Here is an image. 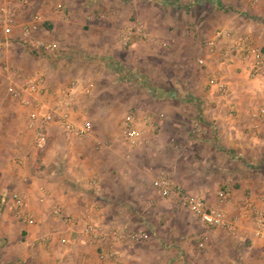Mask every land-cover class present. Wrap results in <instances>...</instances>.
<instances>
[{"label": "crops", "instance_id": "crops-1", "mask_svg": "<svg viewBox=\"0 0 264 264\" xmlns=\"http://www.w3.org/2000/svg\"><path fill=\"white\" fill-rule=\"evenodd\" d=\"M9 2L16 4L18 14L15 11L11 28L0 27V76L43 75L46 93L40 100L50 108L74 86L71 121L94 128L90 139L79 140L55 122L48 128L47 149L38 152L29 128V114L34 108H24L7 95L0 99V196L8 198V189L23 192L27 211L35 218L33 224H25L9 208L4 212L0 209V264H264V252L251 224L243 222L235 237L223 230L204 232L191 215L162 199L153 186H145L150 166L144 160L158 156L170 179L189 195L203 198L208 207L218 206L214 193L220 187L234 184L240 185L239 193L250 190L261 207L264 188L254 187V177L240 167L247 165L240 157L247 154L250 162L264 165V156L252 154L254 149H264V122L252 115L264 106V74L251 79L247 63L238 58L228 60L227 44L218 43L209 51L199 49L197 42L200 37L211 39L216 31L229 29L264 49V24L249 19H264V0L260 8L245 4L241 14L221 10L213 0H64L59 5L64 7L61 12L56 10L55 0ZM224 2L228 10L231 4ZM88 8L107 13L115 26L137 18L147 23L152 36L176 39L181 70L190 62L185 47L191 45L198 59L205 62L204 74L227 83L232 98L223 99L210 82L201 85L193 77L190 83L151 82L162 98L158 105L152 103L150 90L138 94L131 89L136 86L132 80L108 76L105 64H123V53L108 44L113 35L104 22L98 24L100 33L85 40L74 33L73 23L89 18ZM39 18L46 20L48 30L42 24L32 29ZM97 21L87 24L97 27ZM26 26L31 28L30 40L42 35L53 41L57 46L54 58L28 56V39L22 35ZM85 60L97 63L92 66ZM90 86L87 95L85 90ZM136 102L145 104L144 114L163 112L166 116L157 136L147 138L150 146L143 147L140 157L126 158L121 157L122 148H128L125 145H98L100 135L113 133L112 119H108L120 116ZM190 106H194L193 114L187 112ZM194 113L204 120L201 123L214 126H204L205 136L192 141L187 139L186 123ZM251 133L260 135L261 140L250 141ZM230 151L239 157L233 159ZM235 191V187L226 191L230 200ZM54 207L62 209L61 218L52 216ZM222 208L228 216L236 214L227 202ZM88 219L107 229L128 227L145 232L149 240L138 246L118 244L114 247L116 258L101 260L98 247L81 235ZM185 233L190 238H183ZM201 233L206 238L204 251H199L192 239Z\"/></svg>", "mask_w": 264, "mask_h": 264}, {"label": "built area", "instance_id": "built-area-1", "mask_svg": "<svg viewBox=\"0 0 264 264\" xmlns=\"http://www.w3.org/2000/svg\"><path fill=\"white\" fill-rule=\"evenodd\" d=\"M6 1L0 0V24L2 27L11 28L15 12L8 8ZM30 33L31 28L26 26L22 35L28 39L27 41L33 51L46 54L57 52V46L54 43L30 40ZM139 40L155 41L154 37L146 31L145 26L137 22L125 26L118 36V44L125 50L130 49ZM218 43L227 44L228 60L238 58L248 64V74L251 79H258L264 74V49L253 45L246 35L237 34L229 29H220L204 45L207 50L213 51ZM199 64L205 65V62L199 60ZM210 84L215 86L218 95L223 99L229 101L232 98L233 92L223 80L213 78ZM74 89V86L67 89L60 96L57 106L50 108L40 100V97L46 93L43 75L32 78L23 85H10L8 87L7 94L22 107L34 108L33 112L29 114V128L34 132L33 144L36 151L44 152L47 149L49 143L48 128L55 122H59L67 133L79 140H87L92 136V129L89 124L76 125L71 121ZM91 89L92 86L87 88L85 94H90ZM230 108L232 110L234 106L230 104ZM252 115L254 119L264 122V106L259 107ZM164 119L163 114L151 116L132 108L122 122V138L134 148L148 144L149 139L147 138L156 135L161 129ZM198 133L199 127L195 125L191 132L192 137H197ZM153 187L162 199L177 205L191 215L204 232L223 230L235 237L243 222L251 224L254 237L261 243L264 252V198L260 201L261 207L255 201H248L237 208L235 215L229 217L220 208L208 207L202 198L189 195L181 185L173 182L165 173L156 177ZM218 195L220 202L223 203L225 200L224 193L220 192ZM0 204H6L20 222L25 224L35 222L34 216L27 211V197L23 192L15 191L8 198L0 196ZM51 214L53 217L61 218L63 211L60 207H54ZM67 222L72 224V220ZM81 235L89 243L98 247L101 260L116 258L114 247L118 244L138 246L147 243L149 240V235L145 232L133 231L128 227L107 229L104 225L91 219L84 223ZM192 239L196 241L199 251L205 250V233L195 234Z\"/></svg>", "mask_w": 264, "mask_h": 264}, {"label": "rangeland", "instance_id": "rangeland-1", "mask_svg": "<svg viewBox=\"0 0 264 264\" xmlns=\"http://www.w3.org/2000/svg\"><path fill=\"white\" fill-rule=\"evenodd\" d=\"M55 1L57 2L56 3V10L61 12L64 7L59 6V5H60V2H62L64 0H55ZM213 1L218 5V7H220L221 10L236 12V14L240 13L241 8L249 2L253 7H259V8L263 4L262 0H257V1L256 0H226L229 2V4H231L229 6V9L226 10L223 7L226 5V4L225 5L223 4V3H226V2H224L225 0H213ZM5 3L8 6V8L12 9L14 12L16 11L18 14L17 7L15 6L16 4L10 3L9 0L6 1ZM78 5L79 4L76 3L77 9L79 7ZM88 10H89L88 11L89 18H87L85 21H79L78 20V21L73 23L74 33H76L79 37L83 35L80 38L85 40V38L87 39L90 36L93 37V36H95V34L100 33V30H99L100 26L98 24L104 22L105 23L104 25H106L105 28H107V31L113 35L112 38L110 39V41L108 40V44L114 46V48L116 50H118V48H119L121 50V53H123V55L121 56L122 57L121 62H123V64H118L116 66L115 63H112V64L106 63L105 67H104L105 71L107 72L108 76L117 77V78H124V79L127 78V79L132 80L136 84V86H134V87L131 86L132 87L131 89L136 90V92H138V94H139V92H140V94H142V93L145 94L146 92L148 93V91L150 90L152 93L151 100H152L153 104L161 105L162 102H160L159 100L162 98L160 96V93L158 92V87L152 86L151 82L154 83L155 81L156 82L162 81V83L165 84L166 81L169 80L170 82L173 81V82H181V83H183V82L190 83V80L194 77V78H197V80H199V84L202 85L204 83H208V85H209V82L212 78H208L204 74V66L205 65L199 64V60H202V59H198L197 55L195 54L194 48L191 47V45H187L185 47V52H186L187 56L190 57L189 58L190 62H188V64L186 66H184L185 67L184 70H181L180 64H178V61L176 60L177 55H178V51H179L178 50L179 49L178 43L175 42L176 39H162V38L154 35L153 36L155 39L154 42L139 40L137 42H139L140 45L138 44L136 48H133L132 49L133 51L132 50L128 51L129 49L125 50V49L121 48L120 45L118 44L119 33L122 31V29L125 26L129 25L130 23H134V22L143 24L145 26L146 31H147V28H146L147 23L143 22L137 18H131L127 22H119L118 25L115 26L116 23L115 24L112 23V19L110 20L107 13L100 11V10H97V9H93V8H92V10H91V8H88ZM105 15H107V16H105ZM245 15H246V13L244 14V16ZM91 17H93L92 20L90 19ZM0 18H1V13H0ZM39 19L37 20L36 24L32 25V27H34L35 29H39L40 25L42 24V25H44L45 29L48 30L46 20L41 18L39 21ZM249 19L254 23L264 24L263 23L264 19H262L260 17H250ZM95 20H98L95 23L97 27H90L87 24V23L92 22V21L94 22ZM15 25H17V24H15ZM0 27H2L1 24H0ZM41 28H43V27H41ZM149 34H151V33H149ZM97 40L99 41L100 39H97ZM207 40H209L207 37H200L198 39L197 45H198L199 49L203 50L206 48L204 43ZM33 41H44V42H48V43L53 42L51 39L47 38V36H42V35L41 36L38 35L36 37V40H33ZM26 46H27V48H25V50L28 53V56L30 55L32 57L33 56L38 57V58H41V60H45V58L50 60V59L55 57V56H52L53 54H46L43 52L33 51L29 45V42H27ZM136 53L138 56L136 55ZM62 55L63 54H61V56ZM56 56H58V55H56ZM92 58H94V57H92ZM73 59L75 60V58H73ZM84 62L85 63L89 62V64L92 66L95 65V63H97L96 60H94V61L85 60ZM223 63H224V61H223ZM13 72L14 71H12V69H11L10 73L14 74ZM32 76H34V75L30 74V73L26 74V75L23 74L21 77L17 76L16 78H9V77L7 78L6 74H5V76L4 75L0 76V99L1 98L4 99V96H6V95L8 97H10L7 94V89L10 85H14V86L23 85L26 81L34 78ZM126 88L129 90L130 86H127ZM145 90H146V92H145ZM204 91L205 92L207 91L206 88H204ZM88 95H90V94H88ZM144 106H145V104H143L142 102H136L133 105H130L129 108H127V110H125L123 112V114H121L120 116H116L115 118L108 119V120L112 119V122H113L112 126L113 127L112 126L111 127L113 130V133L109 134V135H100L98 137V143H100V144H98V145H105V147H109L110 145H112V143H114V144H117V146L120 148H122L123 145H125L128 148H125V149L122 148L124 151L121 153V157H126V158L127 157H134V158L140 157L141 151L145 150L144 149L145 147L148 148V146H150V144H145L139 148H134V147L130 146L122 138L121 127H122V122L124 120V117L132 108H136V109L140 110L142 113H145L144 112V110H145ZM192 107H194V106H190L189 109L187 110L188 114H193L194 108H192ZM1 108H2V106H0V110H1ZM195 108H197V110H198V107H195ZM200 111H201V108H200ZM160 114H163L165 117L164 122H163V125H164L165 120H166L165 113H163V112H157L156 113V115H160ZM151 116H154V115L151 114ZM188 119L190 120L189 122L186 123L187 127L189 129L188 134H187L188 140L194 141L196 138H199V137L201 138L202 136H205L204 135L205 130L204 129L202 130V128L204 126L205 127L206 126L207 127L214 126L212 124L201 123L202 119L197 118L195 113H194V117H192V118L189 117ZM202 121H204V120H202ZM0 122H1V120H0ZM163 125H162V127H163ZM195 125H198L199 133H198L197 137H192L191 132H192ZM90 126H91V129L94 128V125L90 124ZM157 133H156V136H157ZM248 138L253 143L257 142L258 140H261L260 135L254 134V133H251ZM230 153H231L230 155L233 159H234V157H239L238 154H236L234 151H230ZM143 154L144 153H142V156L145 157ZM252 154L255 157L258 155H261L263 157L264 156V149L262 151L254 149L252 151ZM240 158L244 159V162L247 163L246 167H244L243 164H240V167L246 169L248 171V173L254 177V179H253V177H251V179H253L252 183H255L254 187H256V188L258 187L257 189L262 190L264 188V183H261V180H262L261 178H264V165L259 164L260 163L259 161L257 163L255 161L250 162V158H248L247 154L240 157ZM258 159H260V158L258 157ZM144 160H145V162H147V166L148 167L150 166L149 170L146 172V175H147L146 181L147 182H145L146 183L145 186H153V182L156 179V177L162 173H165L168 176L170 175L168 170L164 166L159 165L158 156H156V157L152 156V158H148V159L145 157ZM250 175H249V180H250ZM260 175H262V177H260ZM256 179H257V182H256ZM149 183H151V185ZM230 187H235V190H236L235 191L236 194L232 198V200H230L226 195V193L230 190ZM256 188H255V190H257ZM238 190H240L239 184H236V185L234 184V186L225 185L223 187H220L219 191L214 193V196H215L216 200L218 201L217 202L218 206H214L212 208H220L221 210H223L222 206L224 204H226V202H227V203H229V205L231 204L237 212V208L239 206L243 205L244 203H246L247 201H255L256 199H258V198H254V200H253V197L251 196L252 192L250 190L248 192H240V193L238 192ZM7 192L9 194L13 193V189H8ZM220 192L224 193V196H225V200L223 203L220 202V198L218 195V193H220ZM0 209H1V211L4 212V210L7 211L8 207L6 206V204L5 205L0 204ZM3 212H1V214ZM184 213H186V212L184 211ZM186 214H188V213H186ZM229 217H232V215L231 216L229 215ZM182 237L183 238H185V237L190 238L189 236L187 237L186 233L183 234Z\"/></svg>", "mask_w": 264, "mask_h": 264}]
</instances>
